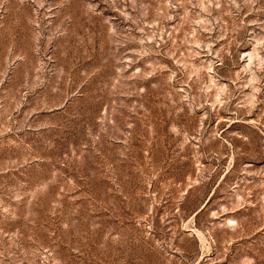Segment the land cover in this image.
Listing matches in <instances>:
<instances>
[{
	"label": "rangeland",
	"instance_id": "374dc122",
	"mask_svg": "<svg viewBox=\"0 0 264 264\" xmlns=\"http://www.w3.org/2000/svg\"><path fill=\"white\" fill-rule=\"evenodd\" d=\"M0 264H264V0H0Z\"/></svg>",
	"mask_w": 264,
	"mask_h": 264
}]
</instances>
